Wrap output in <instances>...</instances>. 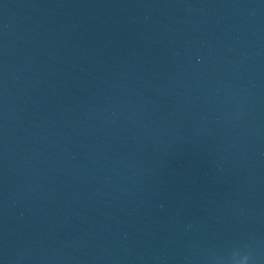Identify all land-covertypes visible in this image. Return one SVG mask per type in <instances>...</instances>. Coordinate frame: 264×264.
<instances>
[{"label": "water", "instance_id": "obj_1", "mask_svg": "<svg viewBox=\"0 0 264 264\" xmlns=\"http://www.w3.org/2000/svg\"><path fill=\"white\" fill-rule=\"evenodd\" d=\"M0 264H264V0H0Z\"/></svg>", "mask_w": 264, "mask_h": 264}]
</instances>
